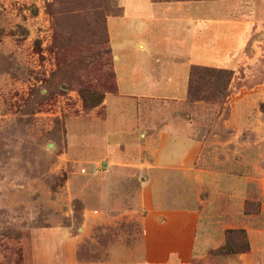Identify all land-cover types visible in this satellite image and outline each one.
<instances>
[{"label":"rangeland","instance_id":"obj_1","mask_svg":"<svg viewBox=\"0 0 264 264\" xmlns=\"http://www.w3.org/2000/svg\"><path fill=\"white\" fill-rule=\"evenodd\" d=\"M114 2L121 6L118 0ZM53 3L0 0V264H121L124 259L114 260L109 254L112 245L122 243L129 251L133 250L131 245L140 248L142 230L137 220L126 216L106 225L101 215L92 217L86 208L106 213L103 205L113 203L118 184L125 191L131 186L119 180L125 175L113 174L110 179L114 163L97 175L90 164L119 155L117 148L112 155L102 149L106 148V134L116 133L107 119L120 110L121 116L136 115L142 129L157 132L164 125L167 132H181L201 141L200 167L236 175L229 211L236 222L229 229H245L244 215H259L262 210L264 35L254 34L252 23L264 22V0L227 3L228 11L235 7L233 15L248 17L252 23L236 33V59L222 62L231 67H217L234 72L225 104H189L182 98L186 96L184 82L190 68L188 33L175 26L171 35L169 22L160 20L154 23L153 33H146L151 50L139 51L131 44L117 66L123 92L144 97L117 101V93L108 92L107 103L105 98L102 105L90 111L84 109L81 94L71 83L54 78L59 65L53 50ZM205 4L207 14L222 12L218 6L223 3ZM261 26L264 29V24ZM117 37L116 45L121 36ZM258 39L262 43L253 47ZM103 77L98 65L90 80L96 88H103ZM161 85L162 90H157ZM120 137L110 136L113 142L124 141ZM137 142L125 152L130 161L133 156L146 154ZM120 149L124 154L125 148ZM84 165L88 174L81 171ZM131 170L123 167L118 171L129 175ZM209 188H204L203 198L209 197ZM124 197L128 200L134 196L126 193ZM62 229L79 235L77 255L71 259Z\"/></svg>","mask_w":264,"mask_h":264},{"label":"crops","instance_id":"obj_2","mask_svg":"<svg viewBox=\"0 0 264 264\" xmlns=\"http://www.w3.org/2000/svg\"><path fill=\"white\" fill-rule=\"evenodd\" d=\"M118 1L125 10L124 14L112 16L108 20L117 73L118 93L114 96L117 101L123 100L124 97H144L142 94L128 95L129 93L123 92L117 66L118 62L124 58V52L129 51L131 44L139 51L151 50L146 33L148 30L151 33L155 31L154 23L160 20L168 21L169 27L167 28L171 35L175 34L173 30L175 26L188 33L186 36L187 57L190 68L196 64L231 67L222 62L225 59H236L235 54L238 51L236 33L244 31L245 27L252 23L248 17L239 19L238 15H233L231 12L235 7L228 11L230 4L227 3H233L234 0L213 1L223 3L218 6L223 13L215 11L208 14L205 11V3L210 1L162 3L152 0ZM252 24L254 34L264 35V29L261 26L264 22L254 21ZM123 35H125L124 38H122ZM130 35L132 37H129ZM116 37L120 38L117 45L114 41ZM261 43L258 39L253 42L252 46L258 48ZM203 59L212 62H201ZM187 81L188 75L184 82L185 92H187ZM164 87L166 88L167 85L164 84ZM157 90L161 91L162 85L157 87ZM116 100L114 103L117 102ZM121 112L123 110L109 115L107 125L110 124L113 130L116 128V133L106 134L107 142L103 146L106 148L102 149L104 154L112 155L113 150L117 148L119 155H113V159L102 161H104L105 170L112 163L115 164L114 171L109 176L110 179L113 174L118 175L119 173L125 175L119 178L124 182L132 178L138 180V185L141 186L137 197L138 207L132 210L122 209L120 212L119 206L114 208L115 202L116 205L120 203V199H115V197H120V195L122 197L125 191L121 190L122 186H119V183L113 193L115 202L112 200L113 203L109 207L103 205L106 213L99 209L86 208L87 211L90 210L92 217L101 215L103 217L101 220L106 225H111L114 220H122L126 216L137 220L142 230L141 245L140 248L131 245L133 250L129 251L128 246L117 242L112 245L110 256L114 260L124 259L120 262L121 264H192L193 261L200 264H207V261L211 264H222V262L223 264H264V182L261 194V213L244 215L243 228L248 231L252 244L251 251L241 255H214L213 252L224 244L225 231L235 226L233 223L236 222V217H233L229 211L232 207L230 193L237 187L236 175L231 172L227 174L200 167L202 142L198 139L177 131H174V134L167 132L164 125L157 132L142 129L143 124L136 115L130 118L128 113L121 116ZM119 119L123 121L117 123ZM127 119L131 120L126 122ZM112 135L122 136L120 139L124 141L113 142L110 138ZM127 138L132 140L126 141ZM136 140L141 142L142 152L145 149L146 154L133 156L130 161L125 152L130 145H137ZM122 147L125 148L124 154H122V149L119 150ZM123 167L124 169L132 168V174L119 172L118 170H123ZM207 185L210 187V195L203 198L202 192ZM95 210L98 213H94ZM223 211L225 215L220 213ZM113 212L119 213L113 214ZM108 222L111 224H107ZM62 230L65 249L68 250L66 252L69 253L71 259L77 255L75 245L79 235H73L67 229ZM50 234L52 235L53 232Z\"/></svg>","mask_w":264,"mask_h":264},{"label":"trees","instance_id":"obj_3","mask_svg":"<svg viewBox=\"0 0 264 264\" xmlns=\"http://www.w3.org/2000/svg\"><path fill=\"white\" fill-rule=\"evenodd\" d=\"M153 2L215 1V0H152ZM124 8L114 0H54L51 13L54 17V46L58 71L54 78L71 83L83 100L84 109L90 111L104 102L108 92L118 93L117 73L108 28L112 16H122ZM90 61H89V60ZM101 65L104 74L103 88H96L90 78L94 68ZM102 68H107L102 70ZM232 69L206 65H192L188 75L186 99L189 104H225L230 96ZM138 180L125 181L128 188L119 198L125 210L138 207L141 186ZM130 189V190H129ZM119 192V191H118ZM134 196L126 199L125 194ZM130 200V201H129ZM113 212V214L119 213ZM249 213V211H246ZM252 244L245 229H227L224 244L214 252L222 255H240L251 251ZM18 261L22 258L19 255ZM7 264V263H4ZM19 264V263H17Z\"/></svg>","mask_w":264,"mask_h":264},{"label":"built area","instance_id":"obj_4","mask_svg":"<svg viewBox=\"0 0 264 264\" xmlns=\"http://www.w3.org/2000/svg\"><path fill=\"white\" fill-rule=\"evenodd\" d=\"M90 164L93 165V172H94V174L97 175V174L103 173V171L105 169L104 161H96V162H92ZM87 165L86 166L84 165V166L81 167V171L84 174H88V166ZM94 213H98V211L95 210Z\"/></svg>","mask_w":264,"mask_h":264}]
</instances>
